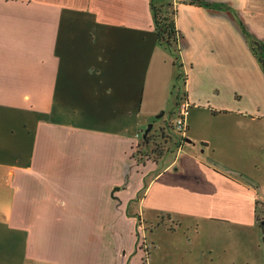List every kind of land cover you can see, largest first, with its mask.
<instances>
[{
    "label": "crops",
    "instance_id": "crops-1",
    "mask_svg": "<svg viewBox=\"0 0 264 264\" xmlns=\"http://www.w3.org/2000/svg\"><path fill=\"white\" fill-rule=\"evenodd\" d=\"M209 1L168 0L176 51L151 0H0V264H170L184 223L194 263L264 264V0ZM172 100L185 136L139 162Z\"/></svg>",
    "mask_w": 264,
    "mask_h": 264
},
{
    "label": "rangeland",
    "instance_id": "rangeland-1",
    "mask_svg": "<svg viewBox=\"0 0 264 264\" xmlns=\"http://www.w3.org/2000/svg\"><path fill=\"white\" fill-rule=\"evenodd\" d=\"M168 2V0L166 1ZM170 9H174L173 5L170 7ZM179 49V44L177 43L175 45V50L177 51ZM182 78V76L180 75ZM181 79V83H183ZM180 81L177 83L176 87H173V100L176 97V92L179 89V92H183V88L180 86ZM158 96L160 95V92L157 91ZM167 94V93H166ZM165 95V93H164ZM167 105L164 103V106L160 109H154L156 112L149 118L142 116L141 119V125L138 124L139 127H137L136 123L134 128H138L139 130L142 129L140 134L142 135L140 143H139V150L137 152V160L141 163H147L152 160L157 161L162 156L166 155L168 151L172 150V148L175 145V141L179 139V132L175 128L176 121L179 117V109L180 106L176 105L174 101ZM182 100V99H181ZM190 109V105H188L186 119L188 115V111ZM148 110H151L150 108ZM149 124H153L152 129L149 131L147 135H149V139L146 142H143L144 139L143 135L145 130L147 129ZM187 125V122H186ZM105 128L112 129H118V127L111 126V124L108 125H102ZM137 131V129H136ZM166 222L164 221V218L160 216L159 221L155 224L147 223L145 224L146 232L148 234L154 235L153 229L158 231L160 235V241L165 242L167 239H164L165 236H168L165 234V228L164 224ZM190 229H188V223H184L183 225H179L176 230H173L172 233L169 235L171 236V239L175 237L173 240L175 244V255L173 256V261L170 264H196L195 261V251H190V248L192 247V244L195 241V237L193 234L188 232V230H193V227L190 226ZM174 231H176L174 233ZM167 233V232H166ZM262 240H264V233H262ZM264 243V242H263ZM153 246L154 243L150 244V246ZM188 259L191 262H188ZM157 264V260H155ZM159 264L160 263L158 260Z\"/></svg>",
    "mask_w": 264,
    "mask_h": 264
},
{
    "label": "trees",
    "instance_id": "trees-1",
    "mask_svg": "<svg viewBox=\"0 0 264 264\" xmlns=\"http://www.w3.org/2000/svg\"><path fill=\"white\" fill-rule=\"evenodd\" d=\"M167 0H151V6L153 9L156 29L159 36V39L163 41L168 46L175 49V45L178 43L179 32L175 25V9H170L172 7L171 2H166ZM190 3L206 6V7H216L217 5L209 0H188ZM243 32L251 45V48L255 50H264V41L257 39L253 36L248 29L245 28L242 21H240ZM261 66L264 70V57L259 59ZM149 139L147 135L146 139L143 142H146ZM260 224L264 228V220L260 218Z\"/></svg>",
    "mask_w": 264,
    "mask_h": 264
},
{
    "label": "built area",
    "instance_id": "built-area-1",
    "mask_svg": "<svg viewBox=\"0 0 264 264\" xmlns=\"http://www.w3.org/2000/svg\"><path fill=\"white\" fill-rule=\"evenodd\" d=\"M188 105L189 103H187V101L180 104L179 117L175 124L176 130L180 133L179 135H181L182 138L185 136L187 130L186 114H187Z\"/></svg>",
    "mask_w": 264,
    "mask_h": 264
},
{
    "label": "water",
    "instance_id": "water-1",
    "mask_svg": "<svg viewBox=\"0 0 264 264\" xmlns=\"http://www.w3.org/2000/svg\"><path fill=\"white\" fill-rule=\"evenodd\" d=\"M153 127V124H149L147 129L145 130L144 132V135H143V138H146L147 137V134L149 133V131L152 129Z\"/></svg>",
    "mask_w": 264,
    "mask_h": 264
}]
</instances>
